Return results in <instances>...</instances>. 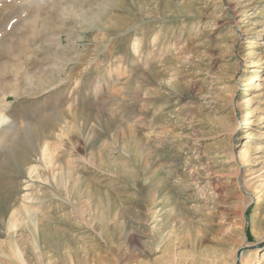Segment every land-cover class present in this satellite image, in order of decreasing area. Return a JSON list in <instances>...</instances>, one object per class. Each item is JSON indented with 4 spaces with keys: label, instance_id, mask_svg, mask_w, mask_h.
<instances>
[{
    "label": "rangeland",
    "instance_id": "1",
    "mask_svg": "<svg viewBox=\"0 0 264 264\" xmlns=\"http://www.w3.org/2000/svg\"><path fill=\"white\" fill-rule=\"evenodd\" d=\"M14 248L264 264V0H0V264Z\"/></svg>",
    "mask_w": 264,
    "mask_h": 264
},
{
    "label": "bare ground",
    "instance_id": "2",
    "mask_svg": "<svg viewBox=\"0 0 264 264\" xmlns=\"http://www.w3.org/2000/svg\"><path fill=\"white\" fill-rule=\"evenodd\" d=\"M18 144H20L24 149H30L33 147L32 143L29 144V142L22 136L18 141ZM10 148V147H9ZM11 149V148H10ZM8 151V150H7ZM11 151V150H10ZM13 151V150H12ZM13 154H15L14 152H12ZM11 154V153H10ZM10 157V155H9ZM21 206V205H20ZM20 208H22L23 210H26L25 205H22ZM13 255L15 257V259L20 263V264H26V261L24 259V257L22 256L20 250H18L17 248L13 249Z\"/></svg>",
    "mask_w": 264,
    "mask_h": 264
}]
</instances>
